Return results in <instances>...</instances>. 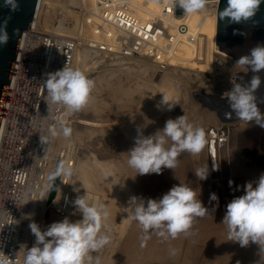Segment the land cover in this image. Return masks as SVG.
<instances>
[{"label":"rangeland","instance_id":"rangeland-1","mask_svg":"<svg viewBox=\"0 0 264 264\" xmlns=\"http://www.w3.org/2000/svg\"><path fill=\"white\" fill-rule=\"evenodd\" d=\"M51 1L53 2L52 7L48 12V17L44 19L46 23L54 20L57 11L62 9L70 19L68 28L70 30L74 28L66 33L75 34L77 31L74 27L75 21L87 12H83L80 7L72 5L68 0ZM70 1L74 3V0ZM179 10L178 8L177 11L180 12ZM63 30L65 31V29ZM58 31H61L60 28ZM76 55L74 69L82 70L89 78L93 79L95 89L91 102L83 110L72 115H69L66 110V124L73 129L70 140L75 141L77 151L76 166L78 167H75L72 185L80 190L87 188L89 193L93 191L92 194L97 195V200L103 203L110 213L107 223L110 229L111 243L99 253H93V256L99 255L101 264H264V250L258 244L250 242L248 246L241 247L239 243L228 240L227 226L222 223L227 204L234 198L245 194L246 183L252 182L255 187V182L264 174V128L254 121V123H247L235 118V113L230 108L229 102L225 101L226 98L224 99L217 92L201 83L200 79L205 80V73L210 72L211 69H190L196 73L198 79L193 75H188L186 69H180V72L177 73L168 72L160 79L154 66L147 59H141L134 63L115 62L95 66L94 64L88 65L86 58L82 65L81 52L78 51ZM204 63L206 62H200L198 66L204 65ZM144 65L149 68H142ZM176 78L182 82V87L178 91L174 90L173 80ZM163 89L174 91L180 97L174 109L156 108L151 105L150 96L164 92ZM191 91H196L198 94L192 96ZM211 99L215 101L214 105ZM204 103H211L215 109ZM224 109L231 113V118H226V111L222 114ZM182 115H186L188 121L194 126L203 127L208 139H214L216 163H219V170L215 171L217 175H213L210 170L209 160L211 159H209L208 145L199 155L185 152L178 157L180 163L178 166L181 168L183 166L182 169L188 172L186 177L184 176L185 182L182 184L190 185L188 187L197 193V198L209 209L210 214L203 218H196L190 234L187 236L182 234L175 240L165 241L152 234L146 246L141 247L143 232L140 225L131 219L132 209L128 208L129 200L136 196L145 197L146 201L152 194H145V191L143 193L139 188H132L130 194V175L125 174V171L120 173V168L121 170L127 168L128 159L126 157L129 158L128 152L134 147L138 130L144 136L154 135L156 131L153 129L157 131L159 128L163 129L168 118L175 119ZM224 120H226L225 123ZM157 123L158 125H156ZM220 123H223V126H220ZM146 124L149 126L147 127ZM155 125L157 129L153 127ZM70 140L60 136L57 143L61 145ZM171 143L169 140L168 147L171 146ZM96 157L100 161L103 159L102 162L105 164L103 167L98 163L97 167L94 165V162L97 161ZM86 160L89 172L109 173L107 175L109 178H106L110 179L106 180L107 189L94 182L88 186H81L75 181L80 164ZM206 164L209 168L208 178L199 180L195 171ZM241 166L243 167L241 168ZM98 168L101 171H96ZM234 170H239V172ZM189 175L191 177H188ZM228 180L233 182L231 187ZM114 188L117 193L120 192L119 195L112 192ZM118 188L119 190H117ZM211 193H216L219 198L218 202L210 200ZM152 197L151 199L156 198L157 200L160 198L158 194L154 193ZM65 217L72 222L82 219V216L72 214L60 217L49 209H45L36 215L34 222L43 231L53 222L62 221ZM34 243L35 236L30 230L25 253ZM172 248L178 249L177 255H170Z\"/></svg>","mask_w":264,"mask_h":264},{"label":"built area","instance_id":"built-area-1","mask_svg":"<svg viewBox=\"0 0 264 264\" xmlns=\"http://www.w3.org/2000/svg\"><path fill=\"white\" fill-rule=\"evenodd\" d=\"M217 1L209 0L200 16L217 15ZM47 8L46 0H39L29 28L22 31L0 120V252L14 260V264H23V237L38 213L49 209L60 217L71 214L72 179L63 183L57 178L49 189L48 176L61 160L75 171V141L60 145L57 137L43 146L39 138L49 135L51 128L67 119L66 109L51 104L47 98L43 86L47 73L66 64L75 68L76 53L84 49L88 65L147 59L161 79L168 72L191 69L182 67L173 52L183 40L193 43L194 57L211 69L205 73V80L200 79L201 83L223 98L227 99L224 94L234 84H241L236 75L249 72L215 49L216 37L212 41L207 35L192 32L185 24L184 11L176 12L174 0H97L91 13L75 21V34L54 30L60 24L69 25L70 19L62 9L45 27ZM191 72L187 74L198 79ZM173 82L174 90H180L181 80L176 78ZM161 93L152 94L150 103L168 109L162 103ZM164 93L174 109L180 97L174 91ZM190 94L196 96L198 92Z\"/></svg>","mask_w":264,"mask_h":264},{"label":"clouds","instance_id":"clouds-1","mask_svg":"<svg viewBox=\"0 0 264 264\" xmlns=\"http://www.w3.org/2000/svg\"><path fill=\"white\" fill-rule=\"evenodd\" d=\"M261 2L227 0L226 7L219 11L218 17L227 24L246 22L255 16ZM208 3L209 0H174L175 7L183 9L186 15L204 11ZM3 6L10 12L19 10L18 0H3ZM8 19L0 24V45H6L9 40ZM233 34H237L235 30ZM237 64L250 68L253 73L264 70V45L253 47L248 55L239 58ZM260 85L259 75H253L247 85L236 83L224 96L238 120L247 123L254 121L264 128V114L260 112L255 96ZM43 86L50 103L63 107L72 115L89 105L95 81L82 70L66 64L60 70L47 73ZM162 103L168 106V110L174 106L164 96ZM225 115L231 118V113ZM72 134L73 129L61 122L58 127L50 129L49 135L39 138L44 146L60 136L70 140ZM169 140L172 144L167 147ZM208 143L205 129L194 126L186 115L170 118L164 128L154 135L144 136L138 130L134 147L128 152L127 164L139 175L162 174L164 168L174 170L178 167L181 154L187 152L199 155ZM212 170H219V163H214ZM104 174L109 175L108 172ZM73 175V167L63 160L59 161L48 176V188H53L57 178L63 183L70 182ZM195 175L199 180H206L209 175L208 164L197 168ZM232 183L229 181L230 187ZM255 183V187L252 182L246 183L245 194L227 204L222 223L227 226L228 240L239 243L241 247L248 246L250 242L256 243L264 250V174ZM218 199L216 193L210 194L211 201L218 202ZM72 205L76 210L73 215L78 212L82 214V219L72 222L65 217L43 231L36 222L29 224L35 243L26 250L23 264H101L99 255L93 256V253H99L111 243L107 223L110 213L103 203L91 197L87 191L84 195H77ZM128 208L132 209L131 219L140 225L143 232L141 247L146 246L152 234L165 241L175 240L182 234L187 236L196 218L210 214L209 209L197 198V193L181 183L174 185L158 200L149 198L145 201L142 197L133 196ZM177 254L178 249H170V255ZM0 264H14V260L0 252Z\"/></svg>","mask_w":264,"mask_h":264},{"label":"bare ground","instance_id":"bare-ground-1","mask_svg":"<svg viewBox=\"0 0 264 264\" xmlns=\"http://www.w3.org/2000/svg\"><path fill=\"white\" fill-rule=\"evenodd\" d=\"M72 5L74 6H77V7H80L82 9L83 12H87V14L91 13L96 7H97V0H74V3L71 2L70 0H68ZM78 2V3H77ZM46 3L48 4V8L46 9V15H45V18L46 19L48 17V12L50 11V8L52 7V4L53 2L51 0H46ZM152 7H155V5H152ZM180 9L178 12L177 9ZM175 10L178 14H181L183 13V9H181L180 7L176 6L175 7ZM139 13L141 15H143L141 11H139ZM216 22H217V15L216 13H213V14H205V15H202L200 16V12L199 13H194V14H191V15H187V17L185 18V24H187L189 26V28L192 30V32L194 33H200V34H204V35H207L209 38L212 39V41L214 40V38L216 37ZM43 25L45 27L48 26V24L46 23V20H44L43 22ZM70 26V25H68ZM68 26H64L62 24L54 27V30L60 34H66V32H69V31H72L74 28H71L72 30H70V28H68ZM60 28L61 31H58V28ZM65 29V31L63 30ZM193 43L187 41V40H183L181 41L179 44L176 45V47L174 48V55L176 57H178L179 59V64L182 66V67H187V68H191V69H208V64L207 63H204V65L202 66H198V64L202 61H200L199 59L195 58L194 55H193ZM213 47V46H212ZM217 50V49H216ZM78 51L81 52V64L83 65L84 64V60L86 58V51L84 49H79ZM78 51H77V54H78ZM214 51V50H213ZM218 51V50H217ZM220 52V51H218ZM221 53V52H220ZM77 56V55H76ZM76 56H75V65H76ZM142 68H149V66L147 65H144V67ZM186 71H190V69H186ZM244 71V70H243ZM111 74V73H110ZM238 75L240 76L241 78V84L242 85H247L251 78H252V75H251V72H242V73H238L236 75V77L238 78ZM171 85V84H170ZM169 85V86H170ZM152 86V85H151ZM172 86V85H171ZM168 87V86H167ZM166 87V88H167ZM159 88H162L161 86H159ZM169 89V88H168ZM162 96L164 97H167V93H164L162 92L161 93ZM255 96H256V102H257V105H259L261 107V113H264V85H260V87L256 90L255 92ZM212 100V99H211ZM214 100H212V103L214 105ZM227 102V101H226ZM226 111V113H228V111L226 109L223 110V113ZM227 118V117H226ZM156 119V118H154ZM160 119V118H159ZM169 119V118H168ZM163 120V119H161ZM154 121V120H153ZM165 122V120H164ZM145 123V122H144ZM149 123V122H148ZM153 123V122H152ZM152 123H150L152 125ZM156 123V122H155ZM162 123V122H161ZM160 123V124H161ZM166 123V122H165ZM225 123V121H224ZM240 123V122H238ZM254 123V122H253ZM154 124V123H153ZM158 125V123L156 124ZM156 125L153 126L156 128ZM146 126L148 127L149 124ZM220 126H223V123H220ZM146 128V127H145ZM149 129H152L151 127H149ZM157 129V128H156ZM159 129H162V128H159ZM158 129V130H159ZM147 130V129H146ZM154 131L157 132V130L153 129ZM153 132V131H152ZM219 132V131H218ZM151 133V132H150ZM152 134V133H151ZM149 135V134H148ZM146 135V136H148ZM209 143H208V153H209V163H210V166H211V171L213 173V175H217L212 169H213V164L216 163L215 162V159L213 157V155H211V151L214 150L215 151V148H214V145L212 143V140L209 138L208 139ZM95 142V141H94ZM92 144V143H91ZM172 144V143H171ZM170 144V145H171ZM98 145V144H97ZM131 146V145H130ZM168 147V145H167ZM97 149V148H96ZM92 151V150H91ZM223 151V150H222ZM91 155V154H90ZM89 155V156H90ZM125 155V154H123ZM119 156V155H118ZM117 156V157H118ZM126 157V156H125ZM186 157V156H185ZM88 158V157H87ZM92 158V157H91ZM97 158V157H96ZM95 158V160H96ZM128 159V157H126ZM234 158V156H233ZM86 159V158H85ZM120 159V158H119ZM118 159V160H119ZM92 160V159H91ZM193 160V159H192ZM233 160V159H232ZM103 161V159H102ZM100 161L98 158H97V161L94 162L97 167V165H101L103 167V164L104 162ZM114 161V160H113ZM211 161V162H210ZM219 161V160H218ZM236 161V160H235ZM119 162V161H118ZM87 160L86 162L84 161V163L82 162V164H80L79 166V169H78V173H77V176L75 177V181L79 184V185H83V186H88L89 184H91L92 182L96 183V185H99L101 186L102 188L104 189H107L108 187V184H106V178H109L108 176H106L103 173H98V174H95L92 173L91 171L89 172V168H88V165H87ZM98 163V164H97ZM108 163V162H107ZM234 163V162H233ZM127 164V163H126ZM180 164V163H179ZM198 164V163H197ZM223 164V163H222ZM230 164V163H229ZM90 165V164H89ZM123 165V164H122ZM186 165V164H185ZM225 165V164H224ZM92 166V165H91ZM114 166V165H113ZM121 166V164H120ZM180 166V165H179ZM177 167L176 169L172 170V169H167V168H164L162 170V174H145V175H139L136 173V171L132 168H130L128 165H127V168H125L124 170L120 168V173H128L130 175L129 177V183H130V194H131V190L132 188H135V189H140L141 192L145 191V194L146 193H151L152 196H153V193L154 194H158L160 196V198L165 194L167 193L174 185H178V184H182L183 182H185V177L186 175L188 174V172L184 171L181 167ZM240 166V165H238ZM78 167V166H76ZM99 167V166H98ZM125 167V166H124ZM225 167V166H224ZM222 167V168H224ZM243 166H241L242 168ZM88 168V169H87ZM123 168V167H122ZM105 169V167L103 168V170ZM107 169V168H106ZM196 169V168H195ZM226 169V167H225ZM229 169V168H228ZM232 169V168H231ZM77 170V169H76ZM99 170L96 169V171ZM230 170V169H229ZM241 170V169H240ZM101 171V170H99ZM107 171V170H106ZM111 172V170H109ZM225 171V170H224ZM227 171V170H226ZM235 171V170H234ZM118 172V170H117ZM235 172H239V170L235 171ZM243 172V171H242ZM118 174V173H117ZM116 174V175H117ZM228 174V173H227ZM235 174V173H234ZM114 176V175H112ZM123 177L125 176L124 174L122 175ZM185 176V177H184ZM227 176V175H226ZM188 177H191L190 175ZM118 178H121L120 176H118ZM114 179H117V177ZM224 179V177H223ZM222 179V181H223ZM226 179V178H225ZM110 180V179H108ZM107 180V181H108ZM123 180V179H122ZM196 180V179H195ZM233 180V179H232ZM119 181V179H118ZM189 181H190V178H189ZM227 182V181H226ZM108 183V182H107ZM120 183V182H119ZM225 183V182H224ZM228 183H229V180H228ZM76 184V183H75ZM109 184H111V181H109ZM113 184V183H112ZM126 184V183H125ZM222 184V183H221ZM114 185H117V184H114ZM121 185V183H120ZM124 185V184H123ZM189 185V184H188ZM187 185V186H188ZM213 185V184H212ZM129 186V185H128ZM190 186V185H189ZM110 187V186H109ZM81 188V187H80ZM84 188V187H83ZM111 188V187H110ZM116 188V187H115ZM114 188V190H115ZM120 188V186H119ZM119 188L117 190H119ZM87 189V188H86ZM80 190L78 189L77 187L74 188L72 187V189L70 190V194H71V198H70V202H69V212L73 215V213L76 211L75 208L73 207L72 205V201L75 200V198L77 197V195H84L86 193V191L88 192L89 190ZM112 189V188H111ZM112 191V192H116L115 191ZM128 190V189H127ZM134 191V189H133ZM138 191V190H137ZM90 192V191H89ZM88 194L95 198L96 200L98 199L97 195L95 194H92L89 193ZM108 193V192H107ZM117 193V192H116ZM115 193V194H116ZM120 193V192H119ZM119 193H117V195H119ZM144 193V192H143ZM133 194V193H132ZM150 196V198L152 197ZM145 198V197H144ZM153 198V197H152ZM155 198V197H154ZM156 199V198H155ZM75 215H80L82 216V214L76 212ZM29 233H30V228L26 231L25 233V236L23 237V247L25 246L26 242H27V237L29 236Z\"/></svg>","mask_w":264,"mask_h":264},{"label":"water","instance_id":"water-1","mask_svg":"<svg viewBox=\"0 0 264 264\" xmlns=\"http://www.w3.org/2000/svg\"><path fill=\"white\" fill-rule=\"evenodd\" d=\"M18 2L19 10L10 12L8 8L3 6V0H0V24H3L10 17L7 23L8 43L0 45V120L21 34L25 28H29L39 0H18ZM226 5L227 0L217 1L215 49L238 61L240 57L248 55L253 47L264 45V0H262L255 16L241 23L227 24L225 20L219 19V11H222ZM234 30L237 34H233ZM248 70L251 72L252 77L253 75H259L261 84L264 85V70L259 73H253L250 68ZM225 101H228V99H225ZM206 105L215 109L211 103ZM257 106L261 111V107ZM235 118H237L236 115ZM212 143H214V139H212ZM211 155H213L216 162L214 150L211 151Z\"/></svg>","mask_w":264,"mask_h":264}]
</instances>
